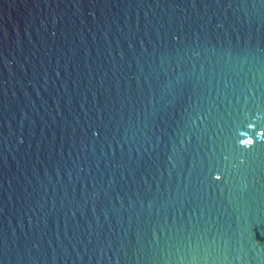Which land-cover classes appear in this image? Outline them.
I'll return each instance as SVG.
<instances>
[{
    "label": "water",
    "instance_id": "obj_1",
    "mask_svg": "<svg viewBox=\"0 0 264 264\" xmlns=\"http://www.w3.org/2000/svg\"><path fill=\"white\" fill-rule=\"evenodd\" d=\"M0 264H264V0H0Z\"/></svg>",
    "mask_w": 264,
    "mask_h": 264
},
{
    "label": "snow or ice",
    "instance_id": "obj_2",
    "mask_svg": "<svg viewBox=\"0 0 264 264\" xmlns=\"http://www.w3.org/2000/svg\"><path fill=\"white\" fill-rule=\"evenodd\" d=\"M242 142H243V141H242ZM247 143L251 144V143H252V141H251V140H249V141H247Z\"/></svg>",
    "mask_w": 264,
    "mask_h": 264
}]
</instances>
